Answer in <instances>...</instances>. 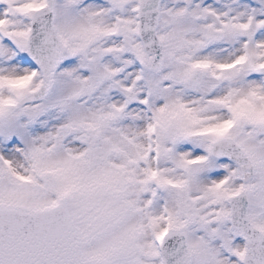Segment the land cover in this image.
Here are the masks:
<instances>
[{
	"label": "snow or ice",
	"instance_id": "1",
	"mask_svg": "<svg viewBox=\"0 0 264 264\" xmlns=\"http://www.w3.org/2000/svg\"><path fill=\"white\" fill-rule=\"evenodd\" d=\"M0 264H264V0H0Z\"/></svg>",
	"mask_w": 264,
	"mask_h": 264
}]
</instances>
